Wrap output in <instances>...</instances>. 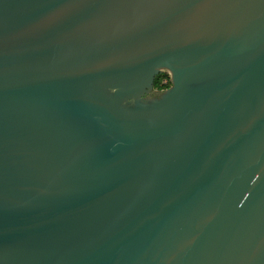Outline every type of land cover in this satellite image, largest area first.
Here are the masks:
<instances>
[{
  "label": "water",
  "instance_id": "water-1",
  "mask_svg": "<svg viewBox=\"0 0 264 264\" xmlns=\"http://www.w3.org/2000/svg\"><path fill=\"white\" fill-rule=\"evenodd\" d=\"M0 264H264V0H0Z\"/></svg>",
  "mask_w": 264,
  "mask_h": 264
},
{
  "label": "trees",
  "instance_id": "trees-1",
  "mask_svg": "<svg viewBox=\"0 0 264 264\" xmlns=\"http://www.w3.org/2000/svg\"><path fill=\"white\" fill-rule=\"evenodd\" d=\"M170 86V77L167 73H160L154 79V88L162 90Z\"/></svg>",
  "mask_w": 264,
  "mask_h": 264
}]
</instances>
